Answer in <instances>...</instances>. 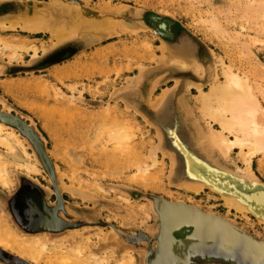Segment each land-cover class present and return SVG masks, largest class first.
<instances>
[{
	"label": "rangeland",
	"instance_id": "1",
	"mask_svg": "<svg viewBox=\"0 0 264 264\" xmlns=\"http://www.w3.org/2000/svg\"><path fill=\"white\" fill-rule=\"evenodd\" d=\"M129 8L144 28L126 29L120 14ZM214 10L223 20L235 16L228 0H0V39L22 45L0 50V115L19 133L30 162L40 170L8 167L12 186L0 187L1 214L18 233L31 232L27 226L34 218L25 222L27 209L16 206L40 202L56 221L53 229L39 232L51 246L75 247L95 235L87 242L88 254L111 250L114 258L109 253L101 258L115 264L128 252L136 264H143L156 245L157 215L152 202L143 198L152 195L197 206L264 241V221L248 211H228L223 197L209 187L187 189L179 173L185 169L183 149L239 177L243 175L236 170L246 169L237 151L221 157L216 149L204 150L210 126L197 109L195 86L206 90L214 75L220 79L221 63L264 86V47L254 48L256 59L240 58L237 49L203 22ZM97 15L111 20L96 27ZM162 20L175 28L173 35L160 30ZM35 22L71 34L56 42L47 28L30 32L21 27ZM228 23L240 30L245 22L235 18ZM81 41L86 42L82 50L71 47V56L48 66L64 54L66 42ZM144 45L149 46L147 54ZM119 128L131 133L122 148L105 141L108 131ZM0 153L15 164L28 162L17 161L2 148ZM139 166H149L145 182L136 177ZM250 169L254 181L264 185V157H254ZM119 196L131 205L119 202ZM141 202L148 206L149 220L136 210ZM187 233L183 229L176 235ZM0 264L35 263L0 248Z\"/></svg>",
	"mask_w": 264,
	"mask_h": 264
},
{
	"label": "bare ground",
	"instance_id": "2",
	"mask_svg": "<svg viewBox=\"0 0 264 264\" xmlns=\"http://www.w3.org/2000/svg\"><path fill=\"white\" fill-rule=\"evenodd\" d=\"M228 1L232 8L230 12L235 15L236 20L239 19L245 22L244 24L240 23V30H233L228 26V22L233 21L235 19L234 17L231 20H223L222 17L224 16L215 10L213 14L210 13V18H207L203 22L209 23L208 25H210L216 35L219 34L228 41L227 44L229 43L234 49H237L236 51L240 58H246L248 60L256 59L253 52L254 48L264 47V0ZM25 23L21 25L22 29L30 32L47 28L50 39L56 42H61L65 39L67 33L71 34L70 31L51 28L49 25V27H44L36 22L35 24L29 25ZM160 25V30H167L168 22L162 20ZM237 26L239 27V25ZM218 39L220 40V38ZM5 40L0 39V50L7 48L16 50L22 46L18 41ZM148 47V45L142 46L145 52ZM35 55L36 50H34L33 56ZM173 62L178 63L181 67L187 66L186 61L175 59ZM259 66L261 65L259 64ZM195 68L197 72L201 70L199 66ZM256 68H258L257 65ZM220 72L221 78L219 79L217 75H214L206 90L201 87L202 85L195 86L197 93L193 97H195L197 109L200 111L201 118L210 126L207 129L206 136L208 141L204 150L216 149L221 157H227L231 152L237 151L243 159L246 169L238 168L236 172L243 175L241 177H244V179L236 175L237 173L233 172V174L222 169H218L217 171L214 169L203 171V168H194L192 173L197 177H204V180L202 183H198L199 181H193L196 177H191L185 187L195 192L203 185L210 186L211 189L217 188L223 193L224 205L228 211L234 210L237 213L243 214L247 211H250V213L252 211L251 214H255L260 217L259 220H262L264 218V192L262 188L260 189L257 186L251 191L248 189L256 185L250 164L254 157H264V86L251 78L249 76L250 74L248 75L245 72L234 69L232 65L226 63H221ZM2 88L6 94H11L10 86L3 84ZM212 126H216V128ZM130 140L131 133L126 128L108 131L105 139L107 143L114 142L117 145L116 148H122ZM0 148L4 149L9 155H12L17 161H20V159H26L28 161L26 163L24 162L25 164L23 162L15 164L0 153V187L3 189H8L12 186V179L7 173L8 167L14 165L15 167L26 169L28 173L40 171L39 168L30 162L31 155L27 151L16 129L4 124L2 121H0ZM148 172L149 166H139L136 177L145 182L149 178L147 176ZM192 187L193 189H191ZM96 191H99V187H95L94 192ZM118 201L127 206L131 205L127 197L119 196ZM136 210L143 214L144 219L149 220L150 215L146 203L141 202L137 204ZM2 214L0 211V248L15 252L21 258L29 259L35 264H107L106 260L101 258V256L106 257L109 253L111 258L115 257L111 250L99 256L88 254L87 242L92 240L91 238L94 239L95 235L88 237L84 243L78 244L75 247H61L58 245L53 247L47 242L48 240L46 241L44 234L42 236L39 235V232L42 231L18 233ZM166 214L165 245L156 257L155 264H175L179 259H182V257L177 259L173 254L176 245L172 232L183 224H193L195 226L193 237L196 239L213 241L234 246L241 250L264 254V242L244 235L243 232L235 229L231 223L229 224V221L226 222V219L224 221V218L221 219L222 217L218 215H204L189 209V207L177 206L168 207ZM51 225L52 223L49 222V226ZM175 236L178 237L176 234ZM236 258L234 260V257L231 255L222 257L226 262L225 264L227 262L228 264H259V261L256 260L246 261L244 258ZM213 260V264H222L219 261L220 257L214 258ZM115 264H136V258L132 253L127 252Z\"/></svg>",
	"mask_w": 264,
	"mask_h": 264
},
{
	"label": "water",
	"instance_id": "3",
	"mask_svg": "<svg viewBox=\"0 0 264 264\" xmlns=\"http://www.w3.org/2000/svg\"><path fill=\"white\" fill-rule=\"evenodd\" d=\"M87 14L89 15L92 13H87ZM96 17L98 18V21H94V26H96V27L106 24L108 22V20L106 18H109V20H111L110 19L111 16L110 17H107V16L98 17V15H97ZM120 17L122 18L123 25L126 27V29L135 30V29H138L139 27L144 28L135 19V11L132 8H129L128 10L121 12ZM112 18L118 19V17H116V16L112 17ZM102 20H103V23L100 24L99 21H102ZM159 27H161V25H159ZM71 43L72 42H66L63 45L66 47L64 54L61 57H59V60H56L57 58H55L54 60H51L48 63V66L56 64V63L60 62L61 60H64V59L68 58L69 56H71L73 53L70 50H68V49H71V47L73 49L82 50L86 46V42H84V41H81L79 44L78 43L77 44H71ZM0 121L5 122V121H7V119H5L4 117H2L0 115ZM175 139H177V138H175ZM182 156H183V160H184L183 166L185 167V169H184L185 171L179 172V173H180V176H182L181 182H184L186 185H187V183H189V181H190L189 178L191 179V177H196V178H194L193 181L194 182L199 181L198 183H202V181L204 180L201 178V176L197 177L194 173H192V170L194 168H200V169L203 168V171L204 170L205 171L210 170V169H214L217 171L219 169V168H215V167H210L205 162V160H203L198 154L191 153L188 150L183 149ZM256 186L259 187L260 189L262 188V191L264 192V185L261 183H258V182H256V185L253 188H249L248 190L251 191ZM203 187H209L210 188V186L203 185L202 187L198 188V190L203 188ZM213 190L218 192L221 196H223V193L221 190H219L217 188L213 189ZM139 196L143 197V195L140 192H136V197H139ZM143 198H147V200H150L152 202L153 210L155 211V214L157 215V219H158V229H157L156 238H155L156 245H155V247H152L148 250L147 254L144 256L143 264H155L156 257L160 254V252L162 251V249L165 245V236H166V230L165 229H166V224H167L166 223V221H167V214L166 213H167L168 207H176V206L177 207H187V208L189 207V209H192V210H194L198 213L204 214V215H206V214L210 215V216L215 215V214H211L209 212H206L197 206L186 204L184 202H172V201H168V200H165L162 198L154 197L152 195H149V196L143 197ZM21 207H25L27 209L28 217L25 219V222H30L35 216L41 217L43 220H45L44 227L39 231H45L48 229L51 230L56 225V221L50 215H48V213H46L42 203L25 201V203H23V205H17L15 210H17V209L19 210V208H21ZM249 213H250V211H249ZM251 213H252V211H251ZM252 215L255 218H257L258 220L260 219V217L256 216L255 214H252ZM221 219H223V218H221ZM224 221H225V219H224ZM262 221H264V218H262ZM49 222L52 223L51 226H49ZM226 222H227V220H226ZM230 223L231 222H229V224ZM231 225H233L234 228L237 229L238 231L243 232L244 235L251 237V238L256 240V238H254L252 235H250L249 233H247L246 231H244L240 227L234 225L233 223H231ZM183 229H186L188 231V233L184 237H176L175 234L177 232L183 230ZM194 232H195V226L193 224H183L180 227L173 230L172 234L174 236L175 245H176V248L174 249L173 254L176 256L177 259L182 257V259L181 260L179 259L178 262H176L175 264H199L198 261H201V260L208 262L210 264H213L212 263L214 261L213 259L218 258V257H220V260H219L220 263L225 264L226 262L222 259V257H225L227 255L233 256L234 260L237 259L236 257H238V258H244L246 261H251V260L255 261L256 260V261H259V264H264V254H258V253L247 251V250H241V249L234 247V246L224 245V244L213 242V241L196 239L195 237H193ZM257 241H258V239H257ZM259 241L264 242L263 240H259ZM244 253H246V254H244ZM227 264H228V262H227ZM230 264H233V263H230Z\"/></svg>",
	"mask_w": 264,
	"mask_h": 264
},
{
	"label": "flooded vegetation",
	"instance_id": "4",
	"mask_svg": "<svg viewBox=\"0 0 264 264\" xmlns=\"http://www.w3.org/2000/svg\"><path fill=\"white\" fill-rule=\"evenodd\" d=\"M165 32L173 35L175 33V28L168 24L167 30ZM57 210H58V208H55L54 212H56ZM44 224H45V220H43L41 217L35 216L33 221H31V223L27 226V228L31 232H37L44 227ZM59 227L62 228L63 225L61 223H59Z\"/></svg>",
	"mask_w": 264,
	"mask_h": 264
}]
</instances>
